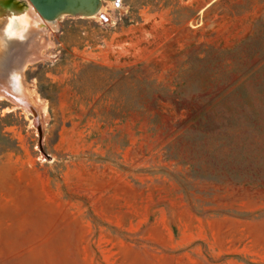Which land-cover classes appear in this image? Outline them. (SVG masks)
I'll return each instance as SVG.
<instances>
[{
    "label": "rangeland",
    "instance_id": "obj_1",
    "mask_svg": "<svg viewBox=\"0 0 264 264\" xmlns=\"http://www.w3.org/2000/svg\"><path fill=\"white\" fill-rule=\"evenodd\" d=\"M101 5L22 71L50 159L0 99V264H264V0Z\"/></svg>",
    "mask_w": 264,
    "mask_h": 264
},
{
    "label": "water",
    "instance_id": "obj_2",
    "mask_svg": "<svg viewBox=\"0 0 264 264\" xmlns=\"http://www.w3.org/2000/svg\"><path fill=\"white\" fill-rule=\"evenodd\" d=\"M105 0H0V92L29 112L37 130L38 148L42 147V127L38 110L26 93L30 88L22 78L23 67L34 62L31 53L38 52L39 39L47 40L44 21L61 15L80 18L95 16ZM118 1V0H113ZM11 105L10 102H6Z\"/></svg>",
    "mask_w": 264,
    "mask_h": 264
},
{
    "label": "bare ground",
    "instance_id": "obj_3",
    "mask_svg": "<svg viewBox=\"0 0 264 264\" xmlns=\"http://www.w3.org/2000/svg\"><path fill=\"white\" fill-rule=\"evenodd\" d=\"M105 1H106L108 4H110V5L112 6V8H113L114 5H116V4L118 5V4H119V1H120V0H118L117 2H116V1H113V0H105ZM105 14H106V13H105V10H104V6L101 5V6H100V9H99L98 13L95 15V17H98V18H101V19H102V18H105V17H106ZM58 18H60V16H59ZM58 18H56V19L53 20V21H47V22H49V24L53 27L52 24H54ZM39 40H40V39H39ZM49 44H50V41L48 42V40H46V41H44V40L39 41V49H38L37 54H36V53H31V56H30V57H31L32 59L36 57L34 61H36L38 58L42 57V56L39 54V50H40L41 46H46V45H49ZM30 63H32V61H31ZM23 68H25V67H23ZM26 93L28 94L29 98L32 100L33 104L36 106V108H37V110H38V113H39V117H40L41 112H44V110H45V104H44V102H41L39 98H36V97H35V95H34V93H33V89H32V87L28 88L27 91H26ZM0 99L6 100V101H8V102L11 103V107H5V110H9V111H10V110L16 109L17 107L19 108V106H18L16 103H12V102L7 98V96H5V94L2 93V92H0ZM12 104H13V105H12ZM21 109L23 110V112H24L26 115H29V112H27L24 108H21ZM33 123H34L33 119H31V118L29 117V125L32 126ZM41 160H43V159H41Z\"/></svg>",
    "mask_w": 264,
    "mask_h": 264
}]
</instances>
